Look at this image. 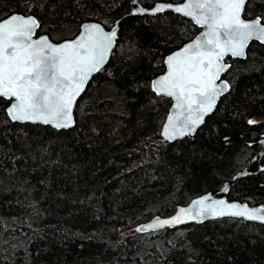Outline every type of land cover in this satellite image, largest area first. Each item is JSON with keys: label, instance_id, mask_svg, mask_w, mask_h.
Masks as SVG:
<instances>
[{"label": "trees", "instance_id": "trees-1", "mask_svg": "<svg viewBox=\"0 0 264 264\" xmlns=\"http://www.w3.org/2000/svg\"><path fill=\"white\" fill-rule=\"evenodd\" d=\"M130 1L0 0V19L32 14L37 33L53 41L84 21L109 28L119 19L108 62L78 98L72 127L12 121L0 97V264H264V224L240 217L121 236L220 186L261 146L222 138L264 134V45L252 41L245 58H225L229 90L196 138H161L171 100L152 91L151 79L199 27L170 10L130 14ZM156 1L181 0H138ZM254 16L264 22V0L245 3L243 17ZM260 162L263 169L229 186L227 199L264 205V154Z\"/></svg>", "mask_w": 264, "mask_h": 264}, {"label": "snow or ice", "instance_id": "snow-or-ice-1", "mask_svg": "<svg viewBox=\"0 0 264 264\" xmlns=\"http://www.w3.org/2000/svg\"><path fill=\"white\" fill-rule=\"evenodd\" d=\"M244 3L245 0H188L183 7L175 8L176 12L192 16L197 24L207 26V31L202 33L203 38L197 37L181 52L167 58V75L153 82L158 94L176 98V107H184L186 103L187 111L192 113L193 104L198 105L197 117L188 116L185 130L179 133L181 136L189 130V125L194 129L202 122L203 114L211 111L214 98L219 95L213 82L224 70L218 62L225 53L240 56L248 39L255 36L264 40V27L260 26L259 19L250 23L240 19ZM162 10L163 7L154 9L156 12ZM197 10H200L199 14ZM37 26L32 17L18 15L0 22V96L15 98L8 109L13 120H39L56 128H66L71 125V105L89 75L100 71L115 30L103 33L98 25H85V33L79 39L53 46L44 38L32 41V32ZM221 35L225 38L223 41ZM214 65L215 73L212 71ZM196 94L198 97L194 99ZM172 120L170 115L169 123ZM163 134L166 139L175 138L169 135V124L164 125ZM195 203L203 205L204 201ZM216 205H224V201H213L199 214L210 211L212 215H247L251 219L264 220V216L257 215L260 210L248 212L244 207L225 213L217 211ZM227 207L239 209L240 206ZM180 212L186 214L184 209ZM173 221L183 222L174 217L147 227H163Z\"/></svg>", "mask_w": 264, "mask_h": 264}, {"label": "water", "instance_id": "water-1", "mask_svg": "<svg viewBox=\"0 0 264 264\" xmlns=\"http://www.w3.org/2000/svg\"><path fill=\"white\" fill-rule=\"evenodd\" d=\"M246 2H247V0H245V3ZM186 3H188V0H181L179 2L156 1V2L153 3L152 6L146 7V6H142L138 2V0H131L130 1V5H131L130 6V12H129L130 14L154 15V14L158 13V12L154 11V9H156L157 7H163L162 11L170 10V11H172V12H174V13L180 15V16H183V17L191 20L194 25L199 27V30L195 33V35L191 39H189L186 42L182 43L179 47L173 49L172 51L168 52L164 56V58H163L164 70L161 73H159L156 76H154L151 79V82H150L151 83L150 84L151 85V89L156 95H162V96L168 97L171 100L170 106L168 108V112H167V114L165 116V119H164V121H163V123L161 125V128H160V136H161V138H163V139H165L167 141H174V140L181 139V138H184V137H187V138H190V139L196 138V136H197L196 131H197L198 127L200 125H202L205 117L207 115H209L214 110V108H215L220 96H222L223 94H225L229 90V86H230L229 82L223 77L224 72L229 67V62L225 61V58L227 56H229L231 58H240V59L244 58L245 55H246L247 46L252 41H256V42L264 45V40L257 39V38H255V36H253L252 38H250V39H248L246 41V43L244 45V48H243V55L233 56V55H231L230 52L225 53V55L222 57V59L218 62L219 65L224 66V70L220 71L218 73L217 78L213 82L214 85L216 86L218 92H219V95L215 96V98H214L215 102L212 105L211 111L210 112H206V113L203 114L202 122L200 124L196 125L194 127V129H192L191 125H189V130L186 132L185 135L181 136L179 133H180V131L185 130L184 129V124H185V121L187 120L188 116L191 115L193 118L197 117V115H198V113H197L198 105L197 104H193L192 113H189L187 111L186 103H185L184 107H176V105L178 103L176 98L172 97V96L165 95V94H158L157 91L154 90V88H153V82L157 81L161 77L167 75L169 69H168V64L166 63V61H167V58L169 56H172V55H174V54H176L178 52H181V50L184 49L188 44L193 43V41H195L197 37L203 38L202 37V33L207 31V26L206 25L197 24L195 19L192 16H188V15H185L183 13H179V12L175 11V8L183 7L184 4H186ZM245 3H244V5L242 7V10L240 12V19L243 20L246 23H250L252 21H255V20L259 19L260 20V26L264 27V22L261 20L260 16H254V17H250V18L243 17V9H244ZM162 11H159V12H162ZM199 12H200V10H197V14H199ZM12 15L23 16L25 18L32 17L33 19H35V21L37 22L38 26L33 29L32 36H31L32 41H36V40H39L41 38H44V39L47 40L48 44H51L53 46H59L61 44L69 43V42H72L74 40L79 39L81 37V35L85 33V27H84L85 25H98L103 33H112L113 30H115V36L113 37V40H112V43H111V47L108 49L106 59H105L104 63L102 64L101 68L103 66H105L106 63L108 62V59H109V57L111 55V52H112V49L114 47V44H115V41H116V38H117V34H118L119 19L115 20L114 24L111 27H109V28H105L101 23L96 22V21H84L80 25L79 30L77 31V33L74 34L72 37L63 38V39L58 40V41H53V40H51L48 37L47 34H44V33L38 34L37 33V30H38V27H39V22H38L37 18L34 15H32V14H22V13H18V12H13V13H10L9 15L1 18L0 22H2L3 19L10 18ZM220 39H221V41H223L225 38L221 35ZM44 51H45V54H47V49H45ZM189 54H191V53H189ZM212 71L214 73L216 72V65L213 66ZM96 73L97 72L91 73L89 75L87 81L83 85L82 90L79 92V95H77L75 97V99H74V101H73V103L71 105V125L69 127H66V128H70V127H72L74 125V122H75L74 109H75L76 102H77L78 98L82 95V93L84 92L88 82L92 79V77ZM225 85H227L226 88L224 87ZM0 97L9 100L8 106L6 108V112H7L8 117L12 121H16V122H20V123L28 122V123L44 124V123H42L39 120H37V121H33V120H13L8 114V109L11 107V104L15 102V98L14 97H5V96H0ZM197 97H198V94H196V96H194V99L197 98ZM170 115L173 116V120L171 121V123H169V121H168V117ZM165 124H169V135L174 136L175 137L174 139H166L165 138V136L163 134L164 125ZM44 125H49V126H51L53 128H56L53 124H44ZM66 128L62 127V128H56V129H66ZM237 138L238 139H243L242 136H238ZM233 139L234 138H232V137H224L223 139H221L220 143H229ZM245 141L247 143H249V144L250 143H256V142L261 144L259 150L251 158V160H250V162H249V164L247 166H245L244 168L236 171L228 180L223 182L220 186H218L216 188H213V189H210V190H207L203 194L196 195V196L192 197L190 200H188L185 203L176 205V207H175V209H174V211L172 213H170L168 215H154L151 218L136 224L134 226V229L137 230V231H138V229H141V230H139V232H149V231H154V230H158V229H161V228H177V227L184 226V225L191 224V223H202V222H204V221H206L208 219L221 218V217H225V216L240 217V218H243V219H246V220H249V221H254V222H259V223L264 224V220H262V219H251L247 215H244V216H236V215H230V214L212 215L210 211L203 212V214H199V213H201V210L203 208H205L206 206L212 204L213 201H224V205H216L217 211H224L225 213H231L233 211H237V210H240V209H243L244 207H246L248 212H251L252 210H260L257 213V215L264 216V205H262V204L250 205V204H248L246 202H241V201H238V200H230V199H227V197H226V193L228 192L229 186L232 183H234L240 176H243V175L249 174V173H254V172H257V171L263 169V165L260 162V158L264 154V134H260L259 136H256L254 138H247V139H245ZM199 200H203L204 201L203 205L195 203L196 201H199ZM227 205H237V206H240V207H239V209H232V208H228ZM181 209L186 210V214L185 213H181L180 212ZM174 217H179V219L181 221H183V222L182 223H175L173 221V223L165 225L163 227H156V228L147 227L148 225L154 224L157 221L173 220Z\"/></svg>", "mask_w": 264, "mask_h": 264}, {"label": "rangeland", "instance_id": "rangeland-1", "mask_svg": "<svg viewBox=\"0 0 264 264\" xmlns=\"http://www.w3.org/2000/svg\"><path fill=\"white\" fill-rule=\"evenodd\" d=\"M111 92L109 90H103L102 93H100V95H104V94H110ZM258 119V117H254L252 120L256 121ZM253 156L250 157V159L252 158ZM248 161H250L248 159ZM134 228H129V229H125L121 232V236L122 235H125V234H128V233H131V232H134Z\"/></svg>", "mask_w": 264, "mask_h": 264}, {"label": "bare ground", "instance_id": "bare-ground-1", "mask_svg": "<svg viewBox=\"0 0 264 264\" xmlns=\"http://www.w3.org/2000/svg\"><path fill=\"white\" fill-rule=\"evenodd\" d=\"M245 56H246V55H245ZM244 58H245V57H244ZM238 136H242V135H238ZM238 136H236V137H232V138L235 139V138H237ZM226 137H230V136H226ZM242 137H243V139H239V140H243V141H245V139H247V137H244V136H242ZM222 139H223V138H222ZM234 139H233V140H234ZM237 139H238V138H237ZM220 141H221V140H220ZM245 142H246V141H245ZM256 143H257V142H256ZM248 144H249V143H248ZM250 144H251V143H250ZM256 153H257V152H256ZM254 155H255V154H254ZM254 155H253V156H254ZM250 160H251V159H250ZM249 162H250V161H249ZM248 164H249V163H248ZM248 164H247V165H248ZM247 165H246V166H247ZM243 168H244V167H243ZM205 192H206V191H205ZM205 192H203V193H205ZM203 193H201V194H203ZM198 195H199V194H198Z\"/></svg>", "mask_w": 264, "mask_h": 264}]
</instances>
